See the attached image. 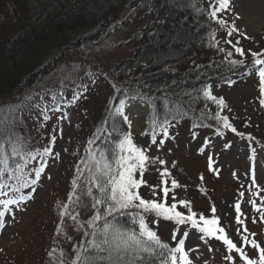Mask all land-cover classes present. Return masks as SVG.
<instances>
[{"label": "rangeland", "instance_id": "obj_1", "mask_svg": "<svg viewBox=\"0 0 264 264\" xmlns=\"http://www.w3.org/2000/svg\"><path fill=\"white\" fill-rule=\"evenodd\" d=\"M230 4L232 11L221 13V16L229 22L235 20L241 34L228 38L223 31H219L220 46L231 50L232 46L224 42L231 39L233 43L239 40L238 46L246 53L248 50H264V0H230ZM236 14H239L240 19H235ZM152 18L144 6L117 15L112 35L96 43L88 51L71 54L67 59L69 61H65V66H62L64 69L61 68L57 74L64 76L65 82H56L60 78L55 76L56 80L48 79L34 89L41 96H49L50 91L60 89L66 94H78V90L82 91L80 86L85 85L86 92L80 95L76 105L61 108L60 111L44 112L39 109L38 113L32 111V106L21 108L19 115L25 119H20L19 123L26 121V124L20 127L17 125V129L19 128L27 142L25 150L42 151L49 146L51 136L56 135L52 152L59 156L56 159L49 158L45 174L36 186L34 199L24 206L26 210L16 211L15 220L10 216L6 217V226L0 231V264H53L47 255L52 248L62 249L69 260L74 256L72 247L81 241L83 233L77 231L76 225L66 217L64 233L56 235L60 222L59 208L61 204L68 203V196L72 191L71 181L76 175V166L86 157L88 141L105 129V121L115 94L113 84L116 82L112 71L118 64L134 56L143 42L138 37L139 31ZM21 21H24V9L20 0H0V38L14 36ZM213 56L224 58V54L218 51ZM193 60L203 61L204 54L199 53L195 59H191L188 63L190 67L199 64ZM245 61L254 62V59L247 55ZM217 96L225 98L232 111H225L224 114L230 117L238 133H244V138L230 131L218 136L217 129L212 128L196 131L189 124L179 123L169 126L168 137L157 135L158 141L165 140L162 146L154 145L151 143V136L145 134L148 121L145 107L135 101L127 103L126 110L132 114L133 142L142 149H149V157L166 161L163 165L154 162L147 168L142 177L146 183L139 192L145 199L159 200L162 196L159 189L163 187L160 172L167 169L170 176L164 179H168L169 187L172 179L181 185L174 190L176 200L190 201L198 215L203 214L209 218L212 215L210 209L214 206L221 226L226 228L230 238L237 244H240V237L234 204L240 202L247 228L264 245V222L260 221L259 214L253 211L249 202L255 200L259 204L264 199V152L255 146L259 144L255 143L256 138L264 139V127L258 128L264 119V108L258 102L257 73L231 87L218 89ZM40 105L42 108L48 105L45 104V98L40 100ZM45 115L50 117L46 122ZM40 126L43 127L42 130L39 129ZM29 130L35 134L31 138L32 144L28 143L31 137ZM249 135L255 137L254 144L249 142ZM202 147L206 149L203 154L200 152ZM209 155L215 157L214 167L220 172L218 177L207 169ZM253 170L256 185L251 184ZM48 175L51 176L50 180L47 179ZM86 175L87 172L84 173ZM201 176L204 177L203 180L200 179ZM78 183L76 195L81 197V202L79 205L69 204V211L72 214L79 213V220L83 222L93 214L92 201L85 194L87 185L84 178ZM150 186H156V196H153V187ZM240 192L245 195L240 197ZM172 195L170 193L169 204L174 202ZM178 210L186 212L182 206ZM254 216L257 217V223L252 222ZM152 220L153 217L148 218L150 226L157 231L161 240L174 246L172 234L177 226L163 220L158 225H153ZM184 230L185 226H181L178 239ZM194 232L195 230L190 231L186 240V249H196L191 253L194 264H228L224 259L225 248L220 241H201ZM247 251L252 255L254 250ZM237 264H240L238 259Z\"/></svg>", "mask_w": 264, "mask_h": 264}, {"label": "snow or ice", "instance_id": "obj_2", "mask_svg": "<svg viewBox=\"0 0 264 264\" xmlns=\"http://www.w3.org/2000/svg\"><path fill=\"white\" fill-rule=\"evenodd\" d=\"M207 3L208 7L202 11V14L206 12V19L218 26L216 30L211 31L207 40L208 46L224 54L222 62L227 63L230 70L244 66L247 55L253 57L258 75V102L259 106L264 108V59L260 58L264 57V50H248L246 53L242 47L238 46L239 40L233 43L231 39L224 41L232 46L231 50L221 47L218 39L219 31H223L228 38L241 33L236 27L235 20L229 22L221 16V13L232 11L230 0H207ZM235 19H240L239 14H236ZM245 38L248 37L245 36ZM177 39L178 35L173 37L174 41ZM252 70L249 68L245 75H250ZM196 75L199 78V71ZM173 83L175 84V81ZM226 83L231 87L235 81L227 79ZM80 87L82 89L80 95H84L86 86ZM113 89L129 101L148 102L150 99L140 90L139 82H129L128 85L113 84ZM181 91L182 96L169 92L167 89L164 90V102L169 105L172 120L180 115H187L188 108H191L194 101L203 102L205 107L210 103L217 109L214 117H209L215 121L217 135L223 136L226 131H230L244 138V133H238L230 117L222 114L226 110L231 112L232 109L225 98L213 93L210 84H204L201 88L194 90L182 89ZM79 98V95L74 94L72 102ZM21 111V108L16 107L0 109V231L6 226V217L10 216L12 220H15L16 211L26 210L24 206L34 199L36 186L45 174L49 158L56 159L59 156L58 153L52 152L57 139L56 135L51 136L49 146L42 151L25 150L27 142L16 131ZM45 111H60V107L54 105L53 108ZM48 119L50 117L45 115L44 121ZM109 121L112 122L110 128H105L88 141L86 157L82 158L76 166V175L71 181L72 191L68 196V203L61 204L58 212L60 222L56 228V235L60 236L64 233V220L67 217L76 225L77 231H82V239L78 244L73 245L71 251L74 256L70 260L66 258V253L62 249L52 248L47 255L53 264H194L191 253L196 249H186V240L192 230H195L194 234H198L201 241H220L225 248L224 259L228 264H237V259L240 264H264V245L258 242L254 238L256 234L251 233L247 228L246 217L241 210L240 202L234 204L235 220L240 237V244H237L230 238L226 228L221 226L220 220L215 215L214 206L210 209L212 215L209 218L203 214L198 215L191 207L190 201L176 200L174 190L181 185L172 179L169 187L168 179H164L170 176L167 169L160 172L163 185L159 189L162 193L160 199L143 198L139 189L146 183L142 179L145 171L154 162L163 165L166 161L158 157H149L147 154L149 149H142L133 142L132 121L125 111V99H120L118 105L110 109L105 123ZM120 124L127 125L128 130L123 131L118 128L117 125ZM170 125L171 121L168 117L163 120L157 117L150 122L149 132L145 134L151 135L152 144L162 146L165 140L158 141L157 135L168 137ZM194 126H202V124L198 121ZM105 135L115 136L116 142L105 147H97V141L103 139ZM247 138L253 139L250 135ZM205 150L202 147L201 154ZM214 161L213 155L207 157V169L218 177L220 172L214 167ZM29 165L33 166L29 167ZM85 172H87L86 176H84ZM82 177L87 185L85 194L91 198L93 209L92 216L83 222L79 220V213L72 214L69 211V204L79 205L81 202V197L76 195V191ZM47 179L50 180L51 176L48 175ZM200 179L203 180L204 177L201 176ZM251 184L256 185L254 170ZM150 187H153V196H156V186ZM28 189L30 191H26ZM170 193H173L171 199L174 201L171 204L168 203ZM244 195V192L239 193L240 197ZM249 202L253 211L259 214L260 221L264 222V199L259 204L255 200ZM181 206L186 209V212L178 210ZM124 217L128 218L130 226L122 222ZM149 217H153V225H158L160 220H163L177 226L172 234L174 246L161 240L157 231L150 226ZM252 222L257 223L256 216L252 218ZM181 226H185L186 230L178 239ZM247 249L254 250L253 254L250 255Z\"/></svg>", "mask_w": 264, "mask_h": 264}, {"label": "trees", "instance_id": "obj_3", "mask_svg": "<svg viewBox=\"0 0 264 264\" xmlns=\"http://www.w3.org/2000/svg\"><path fill=\"white\" fill-rule=\"evenodd\" d=\"M20 3L24 9L23 23L18 24L14 36L0 38V109L32 106L31 110L38 113L37 110L45 112L54 105L60 109L76 105L79 99L72 102L74 94H66L61 89L50 91L49 96H41L34 89L48 79L56 80L55 76L60 78L56 82H65L64 76L57 74L65 66V61H69V56L88 51L112 35L117 15L141 6L153 18L140 29L138 37L143 42L134 56L118 64L112 76L116 84L139 82L140 90L150 98L148 102L135 100L148 114L147 133L150 122L157 117L160 120L168 117L171 125L189 124L196 131L216 129L215 121L209 117H214L217 109L210 103L205 107L203 102L194 101L187 115L172 120L169 105L164 102L165 89L182 96V89L194 90L210 84L217 96L218 89L229 87L227 79L234 80L235 85L256 74L253 61L230 70L227 63L222 62V56H213L217 51L208 46L207 40L218 26L206 19V12L202 14L208 7L207 0H20ZM177 35L178 39L174 41L173 37ZM199 53L204 54V60H193L199 64L190 67L189 61ZM249 68L253 69L251 74L245 75ZM78 91L75 95L80 96L81 90ZM44 98L48 104L43 107L46 109L40 105ZM120 99H125V111L132 121V114L126 110L129 100L122 94L115 92L111 109ZM198 121L202 126H194ZM25 124L26 121L18 123L19 127ZM111 125L109 121L105 128ZM262 126L264 119L258 128ZM117 127L128 130L127 125ZM16 131L21 133L19 128ZM28 133L31 134L28 143L32 144L31 138L35 134L30 130ZM253 139L249 142L254 144ZM115 142V136L105 135L96 146L105 147ZM255 143H259L255 146L264 152V139L256 138ZM122 222L130 226L127 217L122 218Z\"/></svg>", "mask_w": 264, "mask_h": 264}]
</instances>
